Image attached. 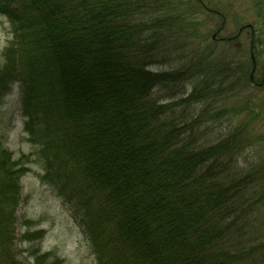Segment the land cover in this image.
Instances as JSON below:
<instances>
[{
  "label": "trees",
  "instance_id": "obj_1",
  "mask_svg": "<svg viewBox=\"0 0 264 264\" xmlns=\"http://www.w3.org/2000/svg\"><path fill=\"white\" fill-rule=\"evenodd\" d=\"M197 2L0 0L14 34L0 56V101L20 85L42 181L68 203L96 264H264V238L229 244L256 227L249 215L264 211V157L247 171L239 164L247 148L264 144V133L250 137L264 99L253 94L229 108L243 123L209 141L204 117L218 112L192 107L250 87L251 71L228 54L211 61L216 47H204ZM253 3L264 15V0ZM175 49L189 52L180 69L151 68L171 63ZM192 82L185 98L154 97ZM27 171L0 139V264H26L16 242ZM43 232L20 238L41 240ZM30 259L63 264L51 251Z\"/></svg>",
  "mask_w": 264,
  "mask_h": 264
},
{
  "label": "rangeland",
  "instance_id": "obj_2",
  "mask_svg": "<svg viewBox=\"0 0 264 264\" xmlns=\"http://www.w3.org/2000/svg\"><path fill=\"white\" fill-rule=\"evenodd\" d=\"M209 1L202 0L204 4L210 6L209 9L221 8L224 13H228V20L231 18L223 29L218 30L222 25V19L216 17L215 14L210 13L208 10H203L197 17L195 16L196 20L203 23L202 32L206 33V35L208 34L204 47H216L211 61L215 63L218 60L224 61L226 54H228V56H234L235 59L241 58L242 61H246L249 64L248 70L250 73L252 70V65L250 64L252 60L250 38L247 36V32L234 42V44L240 43V49L237 48V45L233 48L225 39L233 35L235 36L241 24H251L255 30L259 29L263 33L264 15L260 16L258 14L253 3L254 0H221L222 6H219L220 4L215 0L211 4ZM193 2L195 5L198 4L196 0H193ZM233 17L235 18L232 19ZM236 19H239L241 22L237 23ZM214 32H217V37L221 39L216 44H211L215 43L213 40L211 42ZM13 36V29L9 19L0 13V56ZM262 39L263 37H261ZM256 48L263 50V52L261 51L260 54L256 55L258 68L256 77L260 80L264 73L263 41ZM190 50L191 47L189 46ZM174 51L172 57L174 61L172 60L171 63L153 64L151 68L153 70L180 69L186 63V57L189 56V52L183 50V53L179 55L176 49ZM183 56L185 59L182 65L181 58ZM228 80L230 81L231 78L226 79V81ZM238 87L237 93L234 96L228 93L223 100L215 103L214 101L211 102V99L210 101L203 99L192 107L197 108L193 110H199L203 114L206 113V111H203L205 108H208L212 114L218 112L217 115L211 117L215 120L214 124L212 123L214 120L209 119L210 112L204 117L205 121L209 120L208 124L211 123L208 127V130H212L209 134V141L215 142L219 140L222 134L229 128L243 123L245 118L242 115L233 116L229 113V108H243L248 100H252L253 94H257V96L264 99V89H260L252 84L250 87L238 84ZM193 88V82L186 83L183 86L167 85L161 89L159 88V90L157 89L158 91L154 94V97L166 103L171 101L172 98H185L192 93ZM20 93V85L16 83L13 85L12 90L0 101V139L4 141L5 147L12 152L14 160L29 169L21 178V201L17 211L18 239L16 249L18 259L29 264L32 262L30 259L32 254L40 251H51L55 252L63 260V264H96L89 242L82 228L75 222L68 203L64 202L50 185L42 181L44 171L36 155V147L28 140V133L25 131L24 117L21 114ZM262 118L261 122L253 126L254 131L250 137L264 133V114ZM262 157H264V144H254L247 148L239 158L240 167L247 171L250 165L252 166ZM261 212L262 214L257 211L251 217L250 215L248 217L254 218L256 229L249 226L246 233L237 234V237L230 240L229 244L234 243V246H240L242 243L249 242L250 240L261 241L264 238V211ZM27 221L29 222L26 223ZM37 230H45L43 232V239L24 240L20 238L27 231L36 232Z\"/></svg>",
  "mask_w": 264,
  "mask_h": 264
},
{
  "label": "flooded vegetation",
  "instance_id": "obj_3",
  "mask_svg": "<svg viewBox=\"0 0 264 264\" xmlns=\"http://www.w3.org/2000/svg\"><path fill=\"white\" fill-rule=\"evenodd\" d=\"M197 1H199L201 3V5L205 9V11L208 10L210 13L215 14V16L218 17L219 19H222V25L220 26L219 30L223 29L225 24H227L231 20V18L228 20V18H227V16H228L227 14L228 13H224L221 8L209 9L210 6L204 4L202 2V0H197ZM215 1H217L220 4V6H222L221 0H215ZM211 2H213V0L209 1L210 4H211ZM234 18L235 17H233L232 19H234ZM236 22L240 23L241 21L239 19H236ZM247 29H249V30H247ZM245 32H247V36L250 38V53L252 54L254 52V49L262 42L261 39H259L260 37L257 36V30H255L253 25H251V24H241L239 26V30L235 34V36L233 35V36L227 37L225 40H226V42L231 44V46L233 48L235 47V45H237V48L240 49V47H241V46H239L240 43L234 44V42H235V40L240 39V37H242V35ZM219 39H221V38H218L217 35H214V34L212 35V40L215 42V44L217 42H219ZM257 70H258L257 66H256L255 69L251 70L250 80H251L252 85H254L256 87H262V86H264V73L262 74L261 79L258 80L257 77H256Z\"/></svg>",
  "mask_w": 264,
  "mask_h": 264
},
{
  "label": "water",
  "instance_id": "obj_4",
  "mask_svg": "<svg viewBox=\"0 0 264 264\" xmlns=\"http://www.w3.org/2000/svg\"><path fill=\"white\" fill-rule=\"evenodd\" d=\"M254 58V57H253Z\"/></svg>",
  "mask_w": 264,
  "mask_h": 264
}]
</instances>
